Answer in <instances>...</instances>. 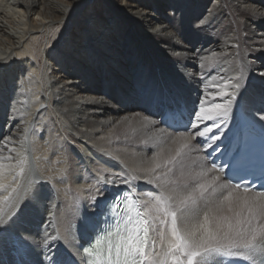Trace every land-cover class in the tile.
Wrapping results in <instances>:
<instances>
[{"label": "bare ground", "instance_id": "6f19581e", "mask_svg": "<svg viewBox=\"0 0 264 264\" xmlns=\"http://www.w3.org/2000/svg\"><path fill=\"white\" fill-rule=\"evenodd\" d=\"M250 10L264 12V0H0V137L13 136L28 157L13 197L29 180L50 182L47 201L0 231V264H46L45 234L54 229L64 235L70 227L69 240L82 246L91 232L81 218L97 222L99 214L88 186L102 169L116 181L108 198L130 190L121 181L132 176L139 193L152 190L140 171L155 151L142 143L152 133L135 115L155 110L147 95L178 105L184 131L198 97L216 91L212 77L243 69L246 111L264 108V17ZM234 112L218 156L237 147ZM258 136L257 123L251 137ZM19 234L30 236L23 247Z\"/></svg>", "mask_w": 264, "mask_h": 264}, {"label": "snow or ice", "instance_id": "6c2138e0", "mask_svg": "<svg viewBox=\"0 0 264 264\" xmlns=\"http://www.w3.org/2000/svg\"><path fill=\"white\" fill-rule=\"evenodd\" d=\"M251 14L264 17V12ZM212 80L218 81L212 85L216 91L198 97L189 113L195 121L189 119L184 131L177 129L184 119L178 105H165L150 94L144 97L156 106L154 111L135 113L142 128L152 133L142 143L155 151L142 159L140 169L152 190L139 193L131 180L140 177L132 176L121 181L130 190L109 200L107 186L116 181L102 169L96 183L88 186L89 207L93 215L99 213L98 220H80L91 232L88 247L81 246L76 237L69 240L70 227L64 235L54 229V234H45L46 264H264V182L257 184L264 181V157L255 179L248 164L249 139L257 123L264 140V108L246 111L243 69L238 75ZM219 82H225L223 89ZM218 97L222 102H216ZM236 109L240 111L237 148L230 160L223 161L222 154L217 155L221 153L218 142L225 135L222 125L235 119ZM13 142L11 135L0 137V193H7L0 194V231L5 233L25 208H38L50 195L45 189L49 181L29 180L24 195L13 197L28 163L27 155L18 152ZM217 159L222 162L218 164ZM8 176L11 182L4 183ZM16 239L23 247L30 236L19 234Z\"/></svg>", "mask_w": 264, "mask_h": 264}, {"label": "water", "instance_id": "95a60500", "mask_svg": "<svg viewBox=\"0 0 264 264\" xmlns=\"http://www.w3.org/2000/svg\"><path fill=\"white\" fill-rule=\"evenodd\" d=\"M123 193H124V192H122V189H120L119 192H118L117 194H121V195H122ZM117 194H115V195H117ZM115 195H113L111 198H108V199L111 200ZM97 217H99V214H97ZM90 239H91V236L88 238L87 242H84V243L82 244V246L88 245Z\"/></svg>", "mask_w": 264, "mask_h": 264}, {"label": "flooded vegetation", "instance_id": "af4514ba", "mask_svg": "<svg viewBox=\"0 0 264 264\" xmlns=\"http://www.w3.org/2000/svg\"><path fill=\"white\" fill-rule=\"evenodd\" d=\"M85 242H87V241H85Z\"/></svg>", "mask_w": 264, "mask_h": 264}, {"label": "rangeland", "instance_id": "374dc122", "mask_svg": "<svg viewBox=\"0 0 264 264\" xmlns=\"http://www.w3.org/2000/svg\"><path fill=\"white\" fill-rule=\"evenodd\" d=\"M106 68V67H105Z\"/></svg>", "mask_w": 264, "mask_h": 264}]
</instances>
